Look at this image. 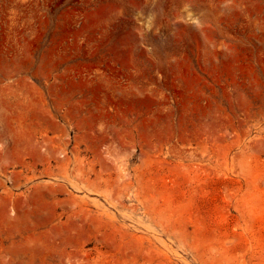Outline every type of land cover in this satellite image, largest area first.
Listing matches in <instances>:
<instances>
[{
  "label": "rangeland",
  "instance_id": "1",
  "mask_svg": "<svg viewBox=\"0 0 264 264\" xmlns=\"http://www.w3.org/2000/svg\"><path fill=\"white\" fill-rule=\"evenodd\" d=\"M0 264H264V0H0Z\"/></svg>",
  "mask_w": 264,
  "mask_h": 264
}]
</instances>
